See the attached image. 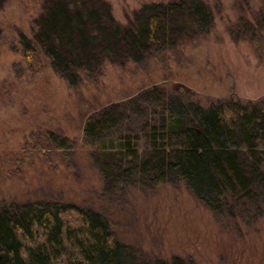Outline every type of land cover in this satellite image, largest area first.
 <instances>
[{"label": "rangeland", "instance_id": "374dc122", "mask_svg": "<svg viewBox=\"0 0 264 264\" xmlns=\"http://www.w3.org/2000/svg\"><path fill=\"white\" fill-rule=\"evenodd\" d=\"M105 1L114 18L126 24L142 4L161 0ZM205 1L214 12L213 28L169 52L165 62H105L92 78L72 87L41 51L26 59L20 43L22 35L33 37L48 1L0 0V204L56 199L92 208L138 257L264 264L263 210L234 202L231 215L219 216L184 183L140 184L135 173L130 184L115 179L105 193L98 163L102 158L83 146L86 119L113 103L125 113L123 125L129 132L142 127L147 108L133 96L153 85L164 83L168 92L204 105L232 95L243 102L264 98V47L256 48V35L253 42L250 33L236 31L241 30L239 14L260 12L264 0ZM230 27L235 32L230 33ZM50 133L75 147L57 149ZM135 147L139 161L148 147L143 139Z\"/></svg>", "mask_w": 264, "mask_h": 264}, {"label": "trees", "instance_id": "16d2710c", "mask_svg": "<svg viewBox=\"0 0 264 264\" xmlns=\"http://www.w3.org/2000/svg\"><path fill=\"white\" fill-rule=\"evenodd\" d=\"M46 1L33 37L22 35L20 43L26 59L41 51L72 87L92 78L105 62H165L169 52L192 44L214 26V12L205 0L146 2L126 24L114 18L105 0ZM246 11L237 18L241 30L236 31L250 33L253 42L256 35V48L261 49L264 6L260 12L251 9V16ZM133 99L147 108L137 131L129 132L123 125L125 113L119 103L92 113L83 128V146L102 158L98 163L105 193L115 179L130 184L135 173L140 184L184 183L219 216L231 215L235 203L242 202L264 211V98L243 102L232 95L204 105L168 92L162 83ZM140 139L148 148L138 161L135 145ZM54 144L57 149L75 147L64 138ZM0 264L194 263L180 257H138L114 236L99 211L53 199L0 204Z\"/></svg>", "mask_w": 264, "mask_h": 264}]
</instances>
